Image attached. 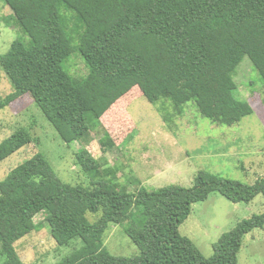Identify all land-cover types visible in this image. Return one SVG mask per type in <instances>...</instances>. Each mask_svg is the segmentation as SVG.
I'll return each mask as SVG.
<instances>
[{
    "label": "trees",
    "instance_id": "trees-1",
    "mask_svg": "<svg viewBox=\"0 0 264 264\" xmlns=\"http://www.w3.org/2000/svg\"><path fill=\"white\" fill-rule=\"evenodd\" d=\"M4 1L26 39L15 38L0 53L13 88L0 96V110L29 94L64 142L84 144L77 162L93 177L86 186L65 183L40 152L13 167L0 180V264H23L15 242L41 225L34 219L39 213L59 246L81 239L54 264H238L243 237L264 226V212L223 233L209 257L179 226L192 204L213 191L233 203L264 196V177L246 184L198 171L188 187L150 189L139 181L136 192H127L96 179L101 164L87 146L94 121L104 127L103 147L115 146L106 130L112 122L128 136L134 121L126 107L139 95L154 104L162 100L158 110L170 102L177 114L191 102L212 122L224 105L229 125L253 113L248 101L235 97L234 76L247 56L264 85V0ZM69 19L77 21V37ZM75 50L86 77L63 66ZM32 140L25 128L14 131L0 142V162ZM134 210L143 215L139 222ZM88 212L99 216L90 221ZM111 223H126L139 254L116 256L105 248Z\"/></svg>",
    "mask_w": 264,
    "mask_h": 264
},
{
    "label": "rangeland",
    "instance_id": "rangeland-1",
    "mask_svg": "<svg viewBox=\"0 0 264 264\" xmlns=\"http://www.w3.org/2000/svg\"><path fill=\"white\" fill-rule=\"evenodd\" d=\"M63 12L71 17L70 12ZM12 15L5 1L0 0V53L6 52L15 38L26 39ZM69 29L74 37L78 36L75 19H69ZM63 66L76 77L83 78L88 74L77 50ZM234 78L237 83L235 97L248 101L254 112L232 125L226 122L224 105L218 121L212 122L191 102L177 114L170 102L158 110L162 100L154 104L144 95H139L126 107L134 121L128 136L122 129L115 128L116 122L108 126L114 130L106 129L115 141L112 148L103 147L104 127L98 121L92 122L87 149L101 164L96 179L116 184L127 192H136L140 182L150 189L166 184L191 186L198 171L246 184L264 177V85L247 56L239 64ZM12 90L11 82L0 67V96L4 97ZM20 128H25L33 140L0 162V180L13 167L40 152L63 182L88 185L93 176L82 170L76 158L84 144L76 140L64 142L29 94L0 110V142ZM262 212V194L248 203H233L220 192L213 191L206 199L192 204L190 215L179 226V233L190 238L200 252L209 257L223 233L243 219ZM98 216L87 213L90 221ZM141 217L143 219L137 211L132 212L136 222ZM34 219L36 223L42 222L41 225L15 242L23 264H54L81 246V239L68 246H59L43 221V215L39 213ZM125 225L111 223L104 233L103 243L113 255L135 256L139 254V248L124 231ZM238 264H264V226L244 235Z\"/></svg>",
    "mask_w": 264,
    "mask_h": 264
}]
</instances>
